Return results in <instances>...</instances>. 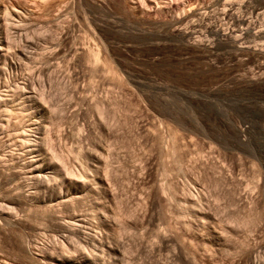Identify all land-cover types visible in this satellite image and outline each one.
<instances>
[{
  "label": "rangeland",
  "instance_id": "374dc122",
  "mask_svg": "<svg viewBox=\"0 0 264 264\" xmlns=\"http://www.w3.org/2000/svg\"><path fill=\"white\" fill-rule=\"evenodd\" d=\"M216 2L0 0V264L78 254L48 211L114 264H264V39ZM218 25L256 53H186Z\"/></svg>",
  "mask_w": 264,
  "mask_h": 264
},
{
  "label": "bare ground",
  "instance_id": "6f19581e",
  "mask_svg": "<svg viewBox=\"0 0 264 264\" xmlns=\"http://www.w3.org/2000/svg\"><path fill=\"white\" fill-rule=\"evenodd\" d=\"M216 1V0H215ZM216 3H220L221 6V15L222 17H227V16H230L231 17V20L232 22H234L233 26L234 29L236 28V26H239L241 29H239L240 31V34L244 33L246 36H249V37H252L253 39L256 38V39H261L262 40L264 39V31H262L260 29H255L254 26L253 28L250 26V21L242 16L237 14L236 11L240 10L242 12L241 9H244L245 11L246 10H249V13L250 12H255L256 14H259L260 12H263L264 11V0H217ZM215 3V4H216ZM218 5V4H217ZM243 10V11H244ZM229 11V12H227ZM233 11V12H232ZM200 13V12H199ZM264 15V13H263ZM221 17V16H220ZM250 17V15H249ZM256 18V17H255ZM192 19V17H191ZM226 19V18H225ZM229 19V18H228ZM250 19V18H249ZM191 21V20H189ZM220 22V21H219ZM223 22V21H222ZM231 23V22H230ZM223 24V23H222ZM226 27V26H225ZM229 28V27H227ZM233 28V27H232ZM230 28V29H232ZM238 29V28H236ZM210 31V30H209ZM234 30L232 29L231 31L227 30L224 28V26L222 25H218L216 26L214 29L211 30L210 32V39L209 41L207 42H202V41H190L189 42H186L185 43V50H186V53L187 54H190V55H200V56H205L207 55L208 53H214L213 50L217 51V50H221L223 49L222 51L224 50H228V51H233L234 53L238 52L239 53H249V54H253V53H256V48L254 46H250V45H243V42H240L239 41V38H241V35L240 34H234L233 32ZM238 31V30H237ZM236 32V31H235ZM189 34V33H188ZM198 37V36H197ZM200 37V36H199ZM243 38V37H242ZM251 38V39H252ZM246 39V38H245ZM249 39V38H248ZM185 40V39H184ZM188 40V39H186ZM245 41V40H244ZM254 41V40H252ZM258 41V40H257ZM261 42V41H260ZM256 45V44H255ZM263 47V46H262ZM258 48V46H257ZM96 50V49H95ZM94 50V51H95ZM259 50V49H258ZM260 50H263V49H260ZM259 50V51H260ZM90 51V50H89ZM218 51V53H219ZM226 51V52H228ZM231 51V52H232ZM93 52V51H91ZM225 52V53H226ZM229 52V53H231ZM262 52V51H261ZM90 53V52H89ZM207 53V54H206ZM223 53V52H222ZM228 53V54H229ZM263 53V52H262ZM91 56H93V61L94 59H96L97 61V58L99 57L98 56V52H93V54H90ZM234 55V54H233ZM210 56V55H209ZM231 56V55H230ZM259 56V55H258ZM239 57V56H238ZM95 62V61H94ZM257 62V61H256ZM261 64V63H260ZM262 66L261 65H258V68H261ZM254 68V67H253ZM252 68V69H253ZM257 68V69H258ZM259 70V69H258ZM260 71V70H259ZM262 71V70H261ZM257 72V71H255ZM254 73V72H253ZM252 75V74H251ZM255 76H258L254 73ZM248 76V75H247ZM250 76V75H249ZM248 76V77H249ZM259 76H260V72H259ZM245 78V77H244ZM250 78V77H249ZM255 78V77H254ZM253 78V79H254ZM257 78V77H256ZM260 78V77H258ZM248 79V78H247ZM224 80V79H223ZM252 80V77L251 79ZM255 80V79H254ZM261 80H262V77H261ZM260 82H263L261 81ZM264 80V79H263ZM248 81V80H247ZM253 81V80H252ZM256 82V81H255ZM259 82V83H260ZM262 84V83H260ZM264 85V84H263ZM262 85V86H263ZM258 87V86H257ZM255 88V87H254ZM11 101V100H10ZM22 102V101H21ZM23 103V102H22ZM10 104V103H8ZM7 104V106H8ZM13 104V103H12ZM12 104L10 106H12ZM24 104V103H23ZM19 105V104H18ZM246 105V104H245ZM3 106V105H2ZM9 106V107H10ZM15 106V104H14ZM4 107V106H3ZM13 107V106H12ZM19 108H21V106L19 105L18 106ZM23 107V105H22ZM26 107V106H25ZM24 107V108H25ZM2 108V107H1ZM11 108V107H10ZM9 108V109H10ZM102 108V107H101ZM3 109V108H2ZM5 109V108H4ZM14 109V107L12 108ZM17 109V107H16ZM8 109H6L7 111ZM26 110V109H25ZM5 111V112H6ZM10 111V110H9ZM14 111V110H13ZM18 111V110H16ZM28 111V110H27ZM3 112V111H2ZM4 112V113H5ZM12 112V110H11ZM24 112V111H23ZM9 113V112H8ZM27 113V112H26ZM7 115V113H5ZM12 114V113H10ZM10 116V115H9ZM13 116V115H11ZM10 116V118H11ZM8 117V116H6ZM13 120H16L15 122L17 123H21V122H24L26 119H27V116L26 114L22 113V111H18L17 113H14V116H13ZM9 118V117H8ZM2 119V118H1ZM8 120V119H6ZM10 120V119H9ZM32 120V119H31ZM27 122V121H26ZM31 122V121H30ZM7 123V122H6ZM33 123V122H32ZM22 124V123H21ZM4 125V124H3ZM26 128L23 127L22 131H20L17 136H18V141H19V145H21L22 147H30L32 144H33V141H34V138L32 137V135L30 133H28V128L29 125L26 124ZM24 125V126H25ZM15 126V125H14ZM20 130L22 127H20ZM239 130V129H238ZM243 130V129H242ZM2 131V130H1ZM30 131V130H29ZM239 132V131H238ZM35 142V141H34ZM36 143V142H35ZM262 144V143H261ZM32 149V148H31ZM25 154V153H24ZM22 159V158H21ZM40 172V171H39ZM60 194V193H59ZM45 200V199H44ZM190 201V200H189ZM47 203L50 204V200H46ZM46 203V204H47ZM190 204V203H189ZM194 205V204H193ZM45 208H50L52 210L50 211H53V212H56L55 211V207L52 206V204L48 205L46 207V205L44 204ZM191 206V205H190ZM54 207V209L52 208ZM199 210V209H198ZM195 211V209H194ZM201 211V210H200ZM51 213V212H50ZM48 214V215H47ZM47 217L51 216V222L53 221L52 219L55 220V224L57 222L58 226L62 228V231L64 232L63 233V239L66 240V238L72 236H77L76 238V245L74 247L77 248V250L75 249L76 252H78L77 255H70L68 254V249H64L66 248V246L63 245V248L60 247L62 250V253L59 256H53V255H50L49 258H48V261H46L45 259L43 261H46L48 264H114V263H110L111 260H109L108 258H106L105 254L107 251H109V249L111 248L108 244L105 243V240L104 238H102L99 233H92L90 232L91 228H88L85 226V224H88V225H91L87 220H85L84 218L74 214V212H72L71 215H69L67 217V219L63 218L62 216L58 215V212L57 213H51V215H49V211L47 212ZM201 216V215H200ZM46 217V218H47ZM100 217V216H99ZM204 217V216H203ZM8 218V217H7ZM45 218V220H46ZM102 218V217H100ZM198 218V217H197ZM6 219V218H5ZM9 219L12 220V219H16V218H13V216L10 218L9 216ZM8 220V221H10ZM101 219H99L100 221ZM103 220V218H102ZM101 220V221H102ZM18 221V220H17ZM49 221V220H47ZM11 222V221H10ZM15 222V221H14ZM54 222V221H53ZM205 222V221H204ZM56 224V225H57ZM104 225V224H103ZM205 225V224H204ZM83 228H86L88 229V231L84 230ZM209 231V230H208ZM74 234V235H72ZM68 239H71L72 238H68ZM104 239V240H103ZM74 240V239H73ZM63 241V240H61ZM69 241V240H68ZM75 241V240H74ZM73 241V242H74ZM107 241V240H106ZM64 242V241H63ZM62 242V243H63ZM65 244V242H64ZM73 244V243H72ZM91 246L89 251L87 252L86 250H88V247L87 246ZM68 247V245H67ZM69 248V247H68ZM74 249V248H73ZM112 249V248H111ZM74 251V252H75ZM113 251V249L111 250ZM110 251V252H111ZM250 251V250H249ZM64 253V254H63ZM110 254V253H109ZM108 254V255H109ZM46 255V254H44ZM107 255V256H108ZM111 256V255H110ZM250 256V255H249ZM45 257V256H44ZM255 257V256H254ZM250 260V259H249ZM42 261V260H41ZM257 261L259 263V260L257 259H252L250 260L249 264H257ZM113 262V261H112ZM45 263V262H44ZM46 263V264H47Z\"/></svg>",
  "mask_w": 264,
  "mask_h": 264
}]
</instances>
